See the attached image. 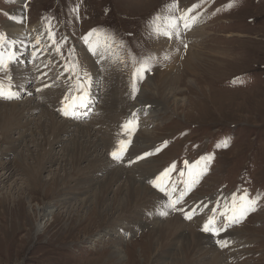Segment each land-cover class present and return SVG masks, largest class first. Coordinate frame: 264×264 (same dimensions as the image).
I'll return each instance as SVG.
<instances>
[{"label": "rangeland", "instance_id": "374dc122", "mask_svg": "<svg viewBox=\"0 0 264 264\" xmlns=\"http://www.w3.org/2000/svg\"><path fill=\"white\" fill-rule=\"evenodd\" d=\"M24 2L25 0H0V31L3 30L8 41L10 33L5 30L7 23L12 21V14L15 13L16 9L23 8ZM59 2L62 5L60 0H37L33 5V18L36 20L43 11L59 8ZM62 2L66 6L68 24L67 26L64 24L59 25L60 34L63 36L64 31L68 28L76 40L77 47L84 43L90 44V39L85 38V32L94 24L99 23L103 27L107 25L117 29L119 34L125 33V44L130 43L132 45L133 55L138 61L146 53L150 68L146 70L143 78L139 81L138 89L144 86L137 105H143V107L134 109L133 112L139 113L135 116L137 119L141 117L143 109L147 107L145 105H149L148 103H142L141 96L146 83L150 79H155L157 68L162 72L167 71L169 74L172 72L176 75L181 74L182 77L174 87L178 88L176 89L178 92L176 96L168 95V100L166 98L163 99L164 101L161 100L163 103L165 102L164 106H160L163 110L157 114L158 117L155 119L151 121L146 119V131L141 129L134 140L131 152L133 156L141 154L137 150L142 146L150 145L149 150H151L157 144L159 145L158 141L161 142L160 144H166V148L162 150L161 155L157 158H150L133 166H124L116 159L108 156L115 125L122 118L130 117L132 112L121 108V103L122 105L127 104L124 99L127 92L126 78L123 83L119 75L110 73L106 68L97 71L99 79L96 87L93 82L94 92L97 90L95 93L96 100L93 102L91 111L87 114L88 116L82 118L81 115L85 113H82L81 109L77 110V116L74 114L72 117H64L56 112L60 120L89 124L93 129L99 131L100 136L104 135L106 139L105 149L103 148L102 151L107 152L106 155L109 160L111 159V161L127 170L137 168L143 162L150 161L151 167L154 166L155 168H153L157 173L164 167L165 163L185 154L184 150L191 148L190 146L198 145L201 149H204L209 140L226 141L221 143L220 146L218 144L217 154L219 160L217 166L212 173L203 178L202 186L194 194L195 198L217 195L222 191L225 184L236 185L239 180L238 177L248 169L251 170L256 192L258 188L264 189V0H62ZM107 7L110 10L113 9V11L106 17L104 9ZM175 8L178 10V15L184 14L185 8H193V14L201 11V13L204 12L203 14L206 17L209 15L210 17L206 20L204 15H201L203 20L200 21L198 29H201L202 35L199 38H192L191 36L192 31L197 26L196 24L192 25L187 32H184L185 36L179 37L182 44L177 50L176 57L171 59L170 55H162L159 52L162 33L160 32V36H158L157 29L160 27H157V21L160 19L159 17L165 16L164 13H171L172 15H170L176 19ZM86 11L94 20L88 17ZM77 13L81 15V18L78 17ZM187 13L185 12V14ZM199 17L200 15L194 16V18ZM205 20H209L208 23L204 24ZM34 22L32 21L30 25ZM210 22L212 24L207 27L206 25ZM33 27H29L28 34L33 30ZM26 28L27 25L24 26V29ZM205 31L207 36L201 39ZM174 37L167 36L166 40L173 43L171 40ZM190 37L196 41H207L196 44L191 43L193 45H190V47L194 52V57L186 70L183 69V63L190 48H186L188 43L183 39ZM25 43V40L21 41L20 44L15 42L17 51L20 52L18 48L23 49V53H20V55L27 53ZM79 56L83 71L82 76H84L89 68L84 66L81 55ZM2 58H4V54L0 55V60ZM72 60L73 58H69L71 64H73ZM14 63L22 65V69L29 71L28 80L25 81L24 78L25 82L20 86H17L14 82ZM8 66L5 67L2 74L4 73L5 77L11 81L8 89L12 88L14 95L12 98L10 93L9 95L5 94L6 96L11 95L9 99H12H0L1 103H25L33 97L38 104L39 102L42 104L47 101L53 102L52 110L56 109L54 108L55 102L49 98V94L58 91L37 90L35 88V78L33 80L28 63L23 65V60L18 58L11 63L9 70ZM121 68H123L122 65ZM122 70L124 71V69ZM192 71L193 73H191ZM151 72L154 74L150 75L151 78L146 81L144 77H147ZM103 77L109 81L107 85H111L110 87L115 85L117 89L125 92L122 100L116 97L112 110L113 114L108 120H101L100 115L93 114L101 103L99 96L101 90L100 88L98 90V85L104 84ZM107 85L105 84L102 88L103 99H105ZM94 92L89 90L92 99ZM128 96L127 100L129 98L133 101L135 98V95L129 94ZM159 97L162 96L159 95ZM60 98L61 95L58 100ZM157 99L154 102H157ZM100 108H102V103ZM140 111L142 112L140 113ZM36 114L38 116L32 118L33 122L39 121L40 115L39 113ZM142 121H144V118ZM153 121L157 122L158 126ZM118 126L121 128V125ZM149 134L156 139L155 142L147 137ZM36 137L38 139L40 136L37 135ZM14 138H18L17 134L14 135ZM33 139L29 135L26 144H28L30 150L32 149L31 152L36 153L37 146L35 143L38 141ZM24 150L26 151V148ZM25 153V156H30V151ZM53 154L58 158L61 157V148L55 147ZM25 164H34L33 158L29 157L26 161L21 162L20 159H16L13 152H7L5 155L0 152V176L3 173L6 176L10 175V171H13V169L17 171L16 176L0 185V264H109L108 261H111L110 264H129L127 262L129 257H131L130 264H134L133 259H137L141 263V253L147 255V251H149L147 241L144 239L148 236L150 229L148 227L142 228L139 225L135 227V231L128 232L125 237L123 236L125 232L122 231V240L124 241L117 244L124 252L126 251L131 255L129 254V257L127 256L126 261H123V263H117V257L112 259L111 255L114 251V245L112 244L115 243L113 238L118 231L120 233L118 225L113 226L111 229L110 239L112 238V240H107L110 233L106 236L105 223L100 225L105 221V215H97L96 212H93V208L87 211L81 208L80 205L75 206L77 212H75L76 217H74V215L68 214L63 206L56 204L52 214L46 218V225L52 223L53 217L59 214L63 216L64 221L52 232H45V227L38 230L39 213L37 209L39 203H41L40 200L43 199L45 193L50 194L51 188L48 187L47 190L45 188L31 194L26 185V176L22 171ZM64 173L65 171L59 165V161L53 163L44 171L40 170L41 177L43 181L47 182V185L54 176H63ZM136 175L140 177L138 179L144 185L150 187L146 181L153 174L145 175L137 171ZM254 185H251V189L254 188ZM152 190L157 191L153 188ZM21 192L25 194L20 196ZM9 195L11 199L7 200L5 209H11L15 202L18 205L19 198H24L19 202L31 223L25 222V226L23 225L20 228L17 225L19 221L10 213H7V216H2L4 202L6 201L4 197ZM32 198H39L40 200H34L33 202ZM164 199L169 203L165 197ZM169 206L171 207L170 204ZM135 211L136 209L133 210L132 214ZM165 213L164 211L163 214ZM88 214H91L89 216H91L92 223H87L78 230H73L83 224L79 225ZM172 214L183 220L180 215L173 212ZM73 217L74 222H70L71 220H68V218L72 219ZM250 217V221L244 223L242 221L241 225L228 228L227 232L229 233L225 232L224 238L219 236V233L216 234L211 230L202 233L201 229L204 228L202 220L196 219L193 223L183 221L195 227L201 234H211L213 236L215 247L222 253L224 264H264V203L259 210L251 213ZM163 219L168 220L166 217ZM30 228H32V231L28 234L25 229ZM14 236L15 240L13 241ZM98 236H100V239L96 241ZM228 236L234 238L233 243L229 246H227ZM217 240L218 242L223 241L222 245H219ZM150 257V264H159L155 256Z\"/></svg>", "mask_w": 264, "mask_h": 264}, {"label": "bare ground", "instance_id": "6f19581e", "mask_svg": "<svg viewBox=\"0 0 264 264\" xmlns=\"http://www.w3.org/2000/svg\"><path fill=\"white\" fill-rule=\"evenodd\" d=\"M174 10L176 12V19L171 16V13V15L164 13L165 16L159 17L161 20L159 19L160 21H157V27H160L157 29L158 36H160V32L162 33V38L160 37L159 43V52H161L162 55H170L171 59L176 57L177 50L182 44V41L179 39V37L185 36L184 32H187V30L190 29L192 25L196 24L197 26L192 31L191 36L192 38H199V36L202 35V32H200L201 29H198V27H200V21L203 20V16L201 17V15H204L206 20L208 17H210V15L206 17L205 14H203L204 12L201 13V11L194 12L193 14V8H185L183 11L184 14H182V18H180L177 14L178 10L176 8ZM14 12L15 13L12 14L11 18L12 21H9L5 28V30L10 33L9 44L15 45V42H19L20 44V42L24 40L27 43L26 29H24L25 21L23 19L24 10L23 8H18ZM180 12L181 10L179 13ZM185 12L188 13L185 14ZM198 15H200L199 18H194V16ZM206 20L204 24L208 23L209 21ZM211 24L212 23L210 22L206 26L208 27V25ZM167 36H175L174 39L171 40L173 43H170V40H166ZM206 36L207 33L205 31L201 39L206 38ZM192 38L190 37L183 39V41L188 43V46L185 47L187 49L190 48V51L187 53L188 56L185 58L183 63L184 65L182 64L183 69L186 70L189 67V64L193 61L194 57V52H192L190 47L191 43L196 44L198 42L207 41H196ZM80 46L79 55H81L84 66H87L90 69L89 70L87 68L88 71L83 76V79H85L83 81L86 84L88 90L94 92L93 82L96 87L99 79V73L97 71L101 68H106L110 73L119 75L123 83L125 78L127 81V77L122 70L123 68H121V64L114 56L104 55L103 51L100 50V48L95 44L84 43ZM18 49L20 52L16 51L17 58L19 57L21 60L25 61V56H28V52L26 51L27 53L20 55V53H23V49ZM1 54L3 53L0 52V55ZM13 69L15 73L14 82L17 84V86L22 85L26 80H28L27 77L29 76V71L22 69V65H17L14 63ZM191 73H193V71ZM181 77V74L176 75L173 72L169 74L167 71L162 72L159 68H157L155 72V79H150L147 83L145 82L146 86L141 98L142 103H148L149 105H145V107H147L143 109V112L140 111V113H142L140 115L141 117L138 119V124L142 126L143 130L146 131V119H149V121L155 119L158 117L157 114L163 110L160 106H164L165 102L163 103L161 100L164 98L168 100V95L174 97L176 96L178 93L176 89L178 88L174 87L176 84H178V82H180ZM144 78H146L147 81L149 78H151V76L149 74ZM102 79H104V84L101 86L98 85V90L99 88L101 90L99 96L101 99L102 108H100V103L97 110H95L93 114L96 116L100 115L101 120H108L113 114L112 110L113 106L115 105L114 102H116V97L122 100L123 94H125V92L117 89L115 85L110 87L111 85H107L109 81H107L104 77ZM105 84L107 87L105 99H103L102 88ZM143 86L142 88L138 89L134 100L131 101L128 98V101L127 96L129 93L127 82V92L124 96L127 104L122 105L121 103V108L132 112L130 119L139 114L133 112L134 109H140L143 107V105H137L140 101V95L142 93ZM96 92L97 90L93 93V99L89 105L80 104L79 109L83 111L82 113H85V115H81L82 118L87 117V112L91 111L92 104L96 100ZM159 95L162 97L160 98ZM59 96V92L49 94V98L53 100L55 104L57 103ZM156 99L157 102H154ZM52 103L53 102L47 101L44 104L40 102L38 104L33 97H31L25 103L4 104L0 102L1 154L5 155L7 152H13L16 155V159H20L21 162L24 160L26 161L29 157L33 158L34 164H25V168L22 170L26 176V185L29 188L28 190L31 194L33 192L44 190L45 188V190H47L48 187L51 188L50 194H46L44 192L45 195L43 196L42 200L39 198H32L33 202L34 200L41 201V203H39V208L37 209L39 213V224H37L38 230L45 227V232H52L54 229L59 227L61 222L64 221L63 216L59 214L53 217L51 221L52 223L46 225V218L52 214L56 204L63 206V208L66 209V212L68 214L74 215V217H76L75 212H77L75 210V206L80 205V207L84 210L89 211L90 208H93V212H96L97 215H105V221L100 225L105 223V230L107 229L105 232L106 236H108L110 233L107 237V240H112V238L110 239L111 229L113 226L118 225V230H120V233L118 231L115 234L116 236L113 238L115 243L112 244L114 245V251L111 255L112 259L117 257V263H123V261H126V257L130 254L126 251L124 252L119 246L120 242L124 241L122 240V237H125V235L127 236L128 232L135 231V227L140 225L142 228L148 227L150 229L148 236H146V239H144L147 241L149 251H147V255H143V253H141V263L137 259H133L134 264H150L151 259H149V256H151L150 258L155 256L159 264H224L222 253L215 247L214 238L211 234L203 235L198 232L195 227L186 224L178 216L173 215L172 209L169 206L170 203L165 201L164 197H162L163 195L161 196L160 193L152 190L151 187L144 185L141 180L138 179L140 177L136 175L137 171L145 175H149V173H156V170L154 169L155 167H151L152 164L150 161L143 162L142 165L138 166L137 168L127 170L117 163L111 161V159L109 160L108 156L106 155L107 152L105 153L103 152L104 150L102 151L103 148L105 149L106 145V139L104 138V135L101 137L99 131L93 129L89 124H81L77 121L74 122L64 119L60 120L58 114H56V111L54 112L56 109L52 110ZM54 108H56L55 105ZM104 109L107 111L105 112ZM35 113H39L40 115L39 121L37 122L32 121L33 117L38 116L37 114L35 115ZM75 114L77 116V111ZM143 118L144 121H142ZM153 123L158 126L157 122L153 121ZM16 134L18 136L17 139L14 138V135ZM29 135L31 138H34L36 141H38L35 143L37 146L36 153L31 152L32 149L30 150L28 144H26V140L28 139ZM37 135L40 136V139H37ZM147 137L152 142L156 141V139L151 136V134H149ZM157 143L160 144L161 142L158 141ZM55 147L61 148L62 156L59 158L53 154ZM150 147V145H145L137 151L138 153H143L149 150ZM25 148L26 151L24 150ZM29 151L31 153H29L30 156H25V152L28 153ZM57 161H59V165L63 168L65 173L63 176H54L51 179L49 185H47V182L43 181V178L41 177L40 170L44 171ZM4 169L6 171V168ZM16 172V169H13V171H10V175L8 176L3 173V175L0 176V185H2L1 183L5 184L6 180L8 181L13 176H16ZM114 187H116V189H114ZM24 194V192H21L20 196ZM4 199L6 201L4 202L5 205L3 207L4 211H2V216H7V213H10L11 216L19 221L17 225L20 228H22L25 222L31 223V220L27 219L25 215L23 206L20 205L19 200L21 201L22 197L19 198L18 205L15 202V205L11 209H5V206L7 207V200H10L11 196L9 195L4 197ZM135 209V213L132 214L133 210ZM164 211L166 212L165 214H163ZM89 215L91 214H88L85 220L79 223V225L83 223L82 225L74 228L73 230H78V228L83 227V225L92 223L91 216ZM74 217L72 219L68 218V220H71L70 222H74ZM165 217L168 220L163 219ZM94 228L96 229L97 227L95 226ZM220 228L221 227H219V229ZM31 229L32 228L25 230H27V233L30 234L29 232L32 231ZM227 230L228 229L219 232V236L224 238V233L227 232ZM122 231L126 233H124L123 236ZM21 233H23V231H21ZM230 238H232L231 240L234 239L233 236H228L227 240L229 241ZM99 239L100 236H98L96 241ZM14 240L15 236L13 241ZM118 242L119 244H117ZM130 260L131 257H129L127 261L129 264ZM110 262L108 261L109 264Z\"/></svg>", "mask_w": 264, "mask_h": 264}, {"label": "snow or ice", "instance_id": "6c2138e0", "mask_svg": "<svg viewBox=\"0 0 264 264\" xmlns=\"http://www.w3.org/2000/svg\"><path fill=\"white\" fill-rule=\"evenodd\" d=\"M146 66H147V65H146ZM126 128H127L129 131H131L132 128H133V125H132V124H128V125L126 126Z\"/></svg>", "mask_w": 264, "mask_h": 264}]
</instances>
